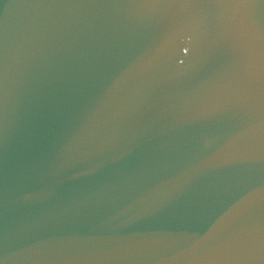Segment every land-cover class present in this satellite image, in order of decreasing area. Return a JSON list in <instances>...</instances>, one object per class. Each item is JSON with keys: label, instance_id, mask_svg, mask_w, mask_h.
I'll list each match as a JSON object with an SVG mask.
<instances>
[{"label": "water", "instance_id": "1", "mask_svg": "<svg viewBox=\"0 0 264 264\" xmlns=\"http://www.w3.org/2000/svg\"><path fill=\"white\" fill-rule=\"evenodd\" d=\"M0 264H264V0H0Z\"/></svg>", "mask_w": 264, "mask_h": 264}]
</instances>
